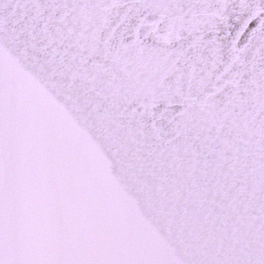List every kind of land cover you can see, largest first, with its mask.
Segmentation results:
<instances>
[{
  "label": "snow or ice",
  "instance_id": "1",
  "mask_svg": "<svg viewBox=\"0 0 264 264\" xmlns=\"http://www.w3.org/2000/svg\"><path fill=\"white\" fill-rule=\"evenodd\" d=\"M0 264H264V0H0Z\"/></svg>",
  "mask_w": 264,
  "mask_h": 264
}]
</instances>
